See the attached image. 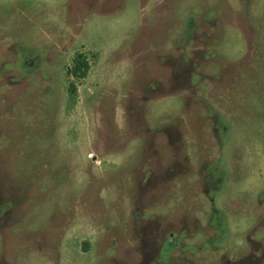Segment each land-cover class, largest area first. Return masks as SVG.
Wrapping results in <instances>:
<instances>
[{"label":"rangeland","instance_id":"rangeland-1","mask_svg":"<svg viewBox=\"0 0 264 264\" xmlns=\"http://www.w3.org/2000/svg\"><path fill=\"white\" fill-rule=\"evenodd\" d=\"M0 264H264V0H0Z\"/></svg>","mask_w":264,"mask_h":264},{"label":"trees","instance_id":"trees-1","mask_svg":"<svg viewBox=\"0 0 264 264\" xmlns=\"http://www.w3.org/2000/svg\"><path fill=\"white\" fill-rule=\"evenodd\" d=\"M88 69H89V62L87 57L82 53H76L72 57V64L67 69V72L70 75L80 79L86 76ZM75 91H76L75 85L73 83H70L69 92L74 93Z\"/></svg>","mask_w":264,"mask_h":264}]
</instances>
